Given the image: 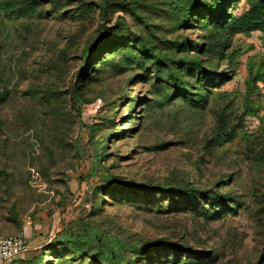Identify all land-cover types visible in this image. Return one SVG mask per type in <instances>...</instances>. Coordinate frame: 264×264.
<instances>
[{"label":"rangeland","instance_id":"obj_1","mask_svg":"<svg viewBox=\"0 0 264 264\" xmlns=\"http://www.w3.org/2000/svg\"><path fill=\"white\" fill-rule=\"evenodd\" d=\"M204 1L0 0L8 91L0 101V236L25 234L23 251L5 264H99L90 256L101 250L124 261L156 239L193 250L176 253L179 262L187 255L202 264L196 251L212 255L205 264H264V32L213 26L206 10L185 16ZM249 1L219 9L238 15ZM54 7L64 13L53 16ZM210 33L212 51L192 50L195 42L207 48ZM100 36L122 41L98 53L84 79L75 72L85 64L81 51ZM142 41L162 54L182 42L189 53L177 57L198 56L226 76L207 87L204 105L169 101L171 87L151 69L117 66ZM74 82L80 112L68 101ZM220 123L231 139L219 135ZM129 180L213 199L187 206L176 196L179 206L166 210L165 201L106 194Z\"/></svg>","mask_w":264,"mask_h":264},{"label":"trees","instance_id":"obj_2","mask_svg":"<svg viewBox=\"0 0 264 264\" xmlns=\"http://www.w3.org/2000/svg\"><path fill=\"white\" fill-rule=\"evenodd\" d=\"M226 1L228 0H208V2L205 0L202 3L203 5L195 7L191 6L190 9L185 11V16L188 19H192V17H196V15L202 10H206L209 15L208 22L213 26H215L216 23H219L220 28L228 27L227 29L233 30L234 33H248L252 30H260L264 32V0L249 1L246 8L241 13L231 16H225L224 12L219 9V4L225 3ZM58 10V7L53 8V16L58 17L64 13L62 12L60 14ZM137 38L138 37L135 36V41ZM121 39L122 38L120 37L107 38V36L103 39V37L100 36V41H98L97 44H94L93 47L85 46L81 51V55L86 58L85 64L76 69V75H82L84 79L89 78L90 71L94 64V57L97 58V54L100 52L104 53V49L111 48L114 44H119V41H122ZM211 41H213V33H210L209 35L207 48L195 42L192 44V50H196L197 53L201 52L202 54L207 50L212 51ZM1 47L2 45L0 43V48ZM117 47L105 56H102L100 61L104 62L113 59L112 52L115 51ZM181 47L182 42H175V45L169 52L162 54L160 51L155 52L153 47L142 41L140 44H136V46L133 45V50L128 47L125 48L126 50L123 51L118 58L117 66L119 69H126L132 65H142L145 70L151 69L153 75L158 81H165L171 87V89L167 90L164 94V97L169 101L174 98H181L183 102L188 103L190 106L197 107L204 105L208 91L207 87L216 85L218 83V75L220 77L226 76V72L215 70L210 71L204 66L203 60L198 56L183 55L177 57L179 51L189 53V48H187V46L183 49ZM89 49H93L94 52L87 55ZM134 50L137 52H134ZM1 60L0 55V101H4L7 97L8 91L4 79L5 68L1 63ZM192 80H194V82H192ZM77 88L78 86L75 82L72 83V85L68 84L67 93L70 106L76 112H80L81 103L79 95H77ZM47 97V100H51L50 95ZM56 97L59 98L58 96H55V99ZM219 135L226 139L232 138V132L225 128L224 123L219 124ZM115 192L117 193L115 195L117 200H127L132 198L133 195H141L148 205L158 207H160L163 204V201H165L166 210H172L179 206L180 202L176 201V196L183 198V204L187 206L196 205L195 200H197L200 195H204L205 199H213L212 196H207V192H198L194 188L178 187L172 189L170 186L152 185L143 182H135L133 180H129L123 184L113 182V186L106 190V194ZM219 203L224 206L228 205L226 198L222 196L219 198ZM181 251L189 254L193 250L182 249L175 242L165 239H156L146 241L139 247L135 248L133 254L130 257H126L124 261L119 258L118 253L114 250H101L100 253H103L102 256H98V252H96L91 254L90 259L96 260L99 258V264H142L143 262H148V264H193L192 261L189 262L188 258L190 257L187 255L179 262L178 257H176L175 254L177 253L180 255ZM169 252H172V254H169ZM155 254L157 257L161 255L156 261ZM195 254L197 255L195 259L202 261V264L212 260V255L208 256L206 253H198L196 251ZM29 264H33V262L31 261ZM78 264L80 263L78 262ZM89 264L94 263L90 260Z\"/></svg>","mask_w":264,"mask_h":264},{"label":"built area","instance_id":"obj_3","mask_svg":"<svg viewBox=\"0 0 264 264\" xmlns=\"http://www.w3.org/2000/svg\"><path fill=\"white\" fill-rule=\"evenodd\" d=\"M24 247L25 234L23 232L0 236V264L19 255Z\"/></svg>","mask_w":264,"mask_h":264}]
</instances>
